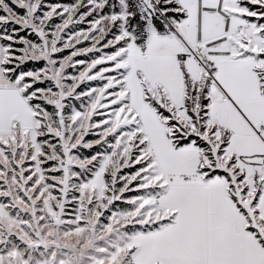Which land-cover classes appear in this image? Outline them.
<instances>
[{
  "label": "snow or ice",
  "instance_id": "1",
  "mask_svg": "<svg viewBox=\"0 0 264 264\" xmlns=\"http://www.w3.org/2000/svg\"><path fill=\"white\" fill-rule=\"evenodd\" d=\"M90 224L75 264H264V0H0V264Z\"/></svg>",
  "mask_w": 264,
  "mask_h": 264
},
{
  "label": "rangeland",
  "instance_id": "2",
  "mask_svg": "<svg viewBox=\"0 0 264 264\" xmlns=\"http://www.w3.org/2000/svg\"><path fill=\"white\" fill-rule=\"evenodd\" d=\"M94 223L93 221L92 224ZM92 224L87 226V231L75 229L67 233L59 230L55 225L49 227V232L55 237L54 241H50V243L54 242L57 244V251L60 249L73 250V255H66L64 264H75L74 256L83 255L85 249L89 248L93 241L98 238V236H94L92 233ZM82 240L84 243L80 245ZM77 245H80V247L78 248Z\"/></svg>",
  "mask_w": 264,
  "mask_h": 264
}]
</instances>
